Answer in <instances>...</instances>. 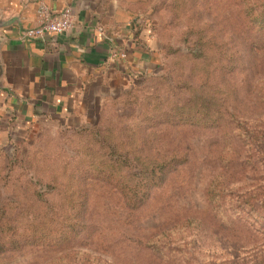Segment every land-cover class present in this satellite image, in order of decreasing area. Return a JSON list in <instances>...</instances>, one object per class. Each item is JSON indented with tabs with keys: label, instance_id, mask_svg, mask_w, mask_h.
<instances>
[{
	"label": "rangeland",
	"instance_id": "rangeland-1",
	"mask_svg": "<svg viewBox=\"0 0 264 264\" xmlns=\"http://www.w3.org/2000/svg\"><path fill=\"white\" fill-rule=\"evenodd\" d=\"M151 8L160 70L106 103L96 120L113 143L106 155L80 126L0 131V264H264V46L252 41L264 40L252 22L264 0ZM227 50L240 68L212 82L230 102L208 106L212 124L191 117L196 105L184 104L197 103L205 70L225 68ZM177 160L144 203H126V184ZM46 208L69 215H49L58 225L41 233L27 219L45 222Z\"/></svg>",
	"mask_w": 264,
	"mask_h": 264
},
{
	"label": "crops",
	"instance_id": "crops-1",
	"mask_svg": "<svg viewBox=\"0 0 264 264\" xmlns=\"http://www.w3.org/2000/svg\"><path fill=\"white\" fill-rule=\"evenodd\" d=\"M41 1L54 12L69 6L73 28L21 38ZM152 9L151 0H0V131L95 124L132 79L160 70Z\"/></svg>",
	"mask_w": 264,
	"mask_h": 264
},
{
	"label": "trees",
	"instance_id": "trees-1",
	"mask_svg": "<svg viewBox=\"0 0 264 264\" xmlns=\"http://www.w3.org/2000/svg\"><path fill=\"white\" fill-rule=\"evenodd\" d=\"M254 24V27H255V31L257 34H264V14L256 17L253 19L252 21ZM252 38V35H250V39ZM252 41L253 43L255 44V46H264V40H260L258 37H253L252 38ZM251 48V47H249ZM248 48V49H249ZM228 54H224L222 53V61L223 59L226 60L227 64L225 66V68L223 67H219V69H211V72L209 70H205V74H206V77L207 79L203 80L202 81V88L200 89V91H198L197 93V103L195 104H192V105H186L188 106V109L190 108V106L194 107L196 105L197 107V111L195 114H191V117H196V114H198V117L197 119H200L204 122H207V123H211L213 121H219V117H215L214 116V113L213 112H208L207 111V108L208 106H211L212 104H215L218 109L221 108L222 105H227L228 102H230V100L227 98V96L224 95L225 91L224 90H220V89H216V87L218 85L214 84V82H212V80L214 79L213 75H221V78L222 79H225V82H227L228 79V74H230V72H232V70H230L231 68L234 70H237L238 67L240 68V62H241V55L238 54L237 52L235 53V56L232 52H230V50H227ZM231 65V66H230ZM156 73H153L152 75H155ZM144 75V74H142ZM141 75V76H142ZM149 75V74H147ZM193 80H194V76H193ZM196 86V85H195ZM216 86V87H215ZM205 87H207V89H205ZM215 87V88H214ZM231 93H232V90H231ZM194 98L193 99H196L195 96H193ZM199 103V104H198ZM183 107V106H181ZM220 112V110H219ZM223 116V115H222ZM221 116V118H222ZM99 126V122L98 123H95V124H91V125H84V126H81L79 128V130L81 131L80 133H83V132H87V135L89 136H92L93 138L97 139L96 141L99 143L100 147H101V150L103 151V153L106 155V149L108 148H112V144L109 140H106L102 134V131L100 129ZM90 132V133H89ZM108 147V148H107ZM108 159H113V158H108ZM181 163V161H175L173 164L172 163H169V164H156L155 165V169H157L158 171V176H157V179H155V176H154V168H152V171L150 172V177L147 178V179H139V180H135L134 182H132L133 184L132 185H127L126 184V190L128 191V194L125 195V198H126V203L129 204L130 206L132 207H136V206H139L141 205L142 203H144L146 201V199L148 198L149 196V193L151 191V186H154L156 185L158 182H162L165 178V174L167 172H169L171 169L172 171L175 169V167ZM137 176V175H136ZM157 180V181H156ZM150 181H152V183H150ZM154 182V183H153ZM54 182H48L47 183V186L46 187H49L55 191V194L57 195H60V196H63V194L65 193L61 187H55L54 185H52ZM42 185H46V183H42ZM69 186V183H66V184H62V186ZM66 187V186H65ZM50 190V191H51ZM4 209H2L1 211H3ZM0 211V212H1ZM44 214H43V218L46 219L45 222H42L41 224H35L34 220L36 219V217H32V218H28L27 221L29 222L30 225L34 226L35 228L41 230V233H46V232H52L51 229H47L48 227H54L56 226V224L58 225V223L56 222V224H54V218H49L48 216L51 215V214H55L56 218H60V217H63L65 215H69L68 213H61V212H56V211H52V209H45L44 210ZM80 212H75L74 214L76 215L75 219L78 218V214ZM34 214H30V216H33ZM39 216V214H38ZM35 218V219H33ZM79 225V224H78ZM74 225H72L71 227H73ZM69 227V228H71ZM33 231V230H32ZM4 233V229L3 227L0 226V234L2 235ZM76 234V230L75 228H71L70 230L64 232L62 234V239L63 240H67V239H70L72 238L74 235ZM49 237H52V235H50ZM20 240H22L21 238L19 237H12L11 238V242L14 243H17L19 242ZM50 241V239H48Z\"/></svg>",
	"mask_w": 264,
	"mask_h": 264
},
{
	"label": "built area",
	"instance_id": "built-area-1",
	"mask_svg": "<svg viewBox=\"0 0 264 264\" xmlns=\"http://www.w3.org/2000/svg\"><path fill=\"white\" fill-rule=\"evenodd\" d=\"M73 22V13L69 6L59 12H54L45 2L41 1L37 8L35 25L25 28V32L20 37L24 39H43L48 35H62L73 28ZM98 32L103 35L104 29L98 27ZM120 54L123 57L125 56L124 52Z\"/></svg>",
	"mask_w": 264,
	"mask_h": 264
},
{
	"label": "water",
	"instance_id": "water-1",
	"mask_svg": "<svg viewBox=\"0 0 264 264\" xmlns=\"http://www.w3.org/2000/svg\"><path fill=\"white\" fill-rule=\"evenodd\" d=\"M7 24H8V22H6V21L0 19V30H1L4 26H6ZM19 32H20L19 34L22 35V34L25 32V28L20 27ZM0 71H1V67H0Z\"/></svg>",
	"mask_w": 264,
	"mask_h": 264
}]
</instances>
